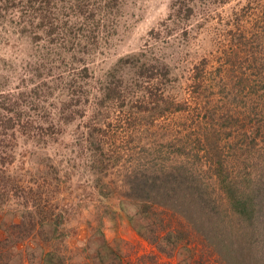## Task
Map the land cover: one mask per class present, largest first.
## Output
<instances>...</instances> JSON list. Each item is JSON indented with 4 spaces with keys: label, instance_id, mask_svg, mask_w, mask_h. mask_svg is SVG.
I'll return each mask as SVG.
<instances>
[{
    "label": "rangeland",
    "instance_id": "1",
    "mask_svg": "<svg viewBox=\"0 0 264 264\" xmlns=\"http://www.w3.org/2000/svg\"><path fill=\"white\" fill-rule=\"evenodd\" d=\"M9 3L0 0L1 242L10 236L3 261L41 264L53 249L65 264H225L171 210L158 217L186 228L178 248L162 251L137 234L131 217L140 220L143 203L127 194L128 176L153 162L193 169L208 186L204 204L216 200L223 213L214 165L224 163L240 186L254 177L263 201L257 227L248 230L236 214L230 224L240 243L259 249L264 0ZM33 7L44 8L40 18L29 15ZM135 55L142 57L136 66L120 64ZM163 87L189 102V112L159 101ZM107 187L106 197L99 190ZM51 218L58 232L40 223Z\"/></svg>",
    "mask_w": 264,
    "mask_h": 264
},
{
    "label": "trees",
    "instance_id": "2",
    "mask_svg": "<svg viewBox=\"0 0 264 264\" xmlns=\"http://www.w3.org/2000/svg\"><path fill=\"white\" fill-rule=\"evenodd\" d=\"M47 1V0H46ZM218 2H225L226 0H217ZM33 3H38L39 0H31ZM43 3L44 0H41ZM10 4H19L22 7H27V3L24 0H10ZM28 8V7H27ZM33 12H28L34 18L38 17V13H41L44 8H34ZM27 13V14H28ZM40 16V15H39ZM42 17V15H41ZM58 17V16H57ZM40 18V17H38ZM44 20L38 23V27L43 29L47 24V15L42 17ZM58 20V18H55ZM62 25V24H60ZM58 34L62 32V26L58 27ZM38 35V36H37ZM52 35L51 31L46 32L47 38ZM37 38H43L36 34ZM38 38V39H39ZM142 61L141 55H135L134 58L128 57L121 59V63L125 66L127 63L135 65L136 62ZM134 63V64H133ZM45 65H43L44 67ZM145 64L139 66L141 73L144 71ZM85 72V76L88 75L87 65L81 69ZM153 70L149 77L155 75ZM158 73V72H157ZM168 70H165L163 77H166ZM58 77H61L58 74ZM241 81L243 79L241 78ZM48 84V83H46ZM68 85V81L65 82V87ZM165 88H160L159 101L170 103L173 111L176 112H189L191 106L189 102L181 103V101L165 94ZM14 106H17L16 104ZM4 107V106H3ZM5 109V108H3ZM20 108L14 107L13 112H17ZM7 121H13L12 117L7 118ZM22 122L19 118L17 121ZM15 121V120H14ZM15 123V122H14ZM181 162H176L163 167H154L156 163H151L149 168H146L141 172L140 177L132 176V173L128 176L129 182L127 185L128 192L133 194V198L141 200L143 205L140 206L139 212L141 213L140 220L132 216V222L134 224L137 234L146 241L157 246L162 251H167L166 247L171 249L178 248L182 241L185 239V227L179 229L172 225L165 223V218H159V214L167 213V210L173 211L175 216L182 217L187 221V224L197 235L201 236L208 245L212 246L217 255L224 261L225 264H264V242L261 240V246L259 249H252L254 242L243 244L238 241L237 234L239 231H235L230 224V218L235 214L242 221L245 228L251 230L257 227V211L261 209L262 200H258V194L256 190L257 182L253 178H244L249 183L240 186L238 181H235L234 176L230 172L225 171L224 163L220 160L217 166L213 168L214 175L217 178V184L221 192L225 195V199L228 207L224 209V213L220 210V206L216 200H212L209 205H205L204 201L206 196H209L206 189L207 184L205 181L198 179V173L193 169L189 170L184 164L180 165ZM154 165V166H153ZM108 188V187H107ZM103 195L109 196L111 190H99ZM224 205V204H223ZM261 206V207H260ZM155 215V216H154ZM47 219H41L40 223L43 225H54V221L48 222ZM142 221V222H140ZM52 232H58V227H53ZM237 232V233H236ZM6 233V232H5ZM53 237V236H52ZM54 238V237H53ZM10 240V236L5 235V242H1L2 245ZM259 239H261L259 237ZM101 262H104V258L101 257ZM0 263L5 262L2 260V253H0ZM7 263V262H5ZM105 263V262H104ZM8 264V263H7ZM41 264H65L63 258L57 250L49 249L42 252Z\"/></svg>",
    "mask_w": 264,
    "mask_h": 264
}]
</instances>
